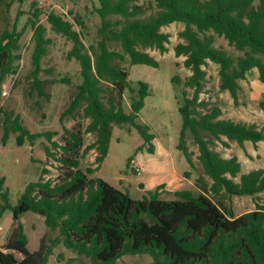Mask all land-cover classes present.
I'll use <instances>...</instances> for the list:
<instances>
[{
  "label": "trees",
  "instance_id": "obj_1",
  "mask_svg": "<svg viewBox=\"0 0 264 264\" xmlns=\"http://www.w3.org/2000/svg\"><path fill=\"white\" fill-rule=\"evenodd\" d=\"M97 1L102 26L99 39L89 48L72 22L55 12L47 14L52 30L73 43L68 57L81 66L82 81L60 120L83 108L84 117L90 119L85 131L65 129L68 138L60 146L52 140L53 132L31 133L22 125L19 115L5 112L2 141L6 143L11 132L19 133L20 146L26 140L34 143L47 138L54 148L62 150L58 159L63 174L56 183L40 178L26 186L18 205L13 207L14 229L0 250V264H49L53 249L60 244L90 258L92 264H116L125 255L138 254L151 256L154 264H264V203L257 200L255 210L239 216L222 203L227 196L259 199L258 195L264 192V168L243 173L237 155L224 157L212 148L216 141L227 147L230 142H237L243 149L246 142L257 147L264 141V128H259L256 122L222 118L223 111L218 106L204 113L199 110L208 106L200 95L206 78L204 67L209 60L220 66L221 91H229L235 101L239 81L245 80L254 69H258L259 79L264 83V61L256 56L264 55V0H154L159 12L147 19L138 18L144 13L143 6L137 4L139 0ZM4 2L0 0V23ZM32 6L33 84L42 92L39 73L49 40L47 28L40 23L44 12L36 0ZM75 20L83 25L79 16ZM176 22L185 25L180 32L185 43L178 44L175 53L185 57L184 65L192 72L186 86L194 90L191 97L184 92V103L179 109L183 123L178 149L195 168L187 145L190 132L198 146L197 158L212 184L208 185L204 176H200L197 183L203 192L199 195L192 190H178L174 193L176 199H161L159 191L163 185H160L149 191V196L134 199L129 192L89 175L98 171L108 156L115 124L135 127L145 143L151 144L149 153L154 154L152 142L156 135L150 132L149 125L136 121L151 95L150 85L138 82L137 97L127 113L122 97L129 86V73L117 61H124L128 55L133 65L159 67V62L143 49L167 52L170 35L162 32V28ZM211 31L227 39L237 50H246V56L235 61L226 51L216 48ZM21 37L22 33L16 30H6L0 36V102L4 80L16 72L15 61L20 56L15 52L20 49ZM111 42H119L123 53L112 50ZM176 80L179 79L173 78ZM107 93L110 96L106 102ZM85 133L97 135L86 147ZM92 149L98 151V165L82 170L81 158ZM142 150L144 146L138 147L137 152ZM46 153L55 156L49 147ZM132 161L133 158L129 163ZM186 176H190L189 172ZM4 184L1 179L0 218L11 208ZM209 194L217 196L218 203ZM30 211L43 216L50 230L59 232L50 244L42 240L37 248L33 238L26 234L21 218ZM16 252L22 255L21 260Z\"/></svg>",
  "mask_w": 264,
  "mask_h": 264
},
{
  "label": "rangeland",
  "instance_id": "obj_2",
  "mask_svg": "<svg viewBox=\"0 0 264 264\" xmlns=\"http://www.w3.org/2000/svg\"><path fill=\"white\" fill-rule=\"evenodd\" d=\"M35 0H5L2 4V20L0 23V36L8 30H16L22 33L20 49L15 52L20 56L15 61L16 72L6 77L3 87L10 89L9 97L0 105V180L4 179V190H8L11 208L7 209L0 218V250L12 236L14 229L13 207L17 206L26 186L31 182L51 180L56 183L63 174L62 165L58 158L62 155L60 148H54L51 141L43 137L31 143L26 140L20 146L17 144L19 133L11 132L6 143L2 141L4 134L5 112L14 116L19 115L22 125L31 133L53 132V141L60 146L65 145L68 134L65 129L85 131L90 119L84 117L83 108L74 115L66 116L60 120L62 113L70 106L82 81L81 66L75 60L68 57L73 43L60 33L52 30L48 23L47 14L55 12L64 19L73 23L74 28L82 33L83 41L89 48L99 39V30L102 19L97 12L99 3L97 0H36L44 14L40 19L46 28V38L49 40L47 54L41 62L39 79L42 83V92L33 84V52L35 49L34 29L31 24L33 6ZM139 6H143L144 13L138 18L147 19L159 12L154 0H139ZM79 16L83 25L75 20ZM113 20L121 19L112 17ZM123 21V19H122ZM120 25L118 28H121ZM185 25L173 23L162 28V32L170 35L167 44L168 51L160 52L158 49H143L154 57L160 64L159 67L137 64L133 65L126 55L124 61L117 63L129 73V86L124 91L122 106L127 113L131 111V103L137 97L138 82L144 81L150 85L151 95L146 98V104L141 111L137 123L149 125L150 132L156 135L152 144L154 154L149 153L151 144L145 143L139 132L130 124H115L110 142L108 156L101 164L98 171L89 175L90 178H102L124 192H129L134 199H142L149 196V191H154L158 186L160 198L166 200L176 199L178 190H192L196 195L203 191L198 186L197 180L204 176L208 185L212 180L204 174L198 160L199 150L190 132L187 133V145L196 164L192 168L183 153L178 149L180 132L182 129V117L179 112L184 103V92L191 97L194 90L186 86V80L192 72L184 65L185 57H178L175 48L185 41L180 37ZM215 36V47L226 51L235 61L246 56V50L240 51L229 44L224 37L209 32ZM112 50L123 53L119 42H111ZM264 61V55H256ZM206 78L200 100L208 103L201 112H207L214 106L223 111L222 118L235 122H256L259 128H264V83L259 79L258 69H254L245 80H240V91L235 101L229 91L220 89V66L208 61L204 67ZM173 78L179 80L173 81ZM114 95L118 98L117 94ZM107 93L104 100L107 102ZM97 138L96 133L84 134V146L92 144ZM144 146V150L137 152L138 147ZM46 147L51 149L55 156H48ZM212 148L223 156H239L243 164L242 172L264 168V141L255 147L247 142L243 149L237 142H230L227 147L216 141ZM98 151L90 150L81 158L82 170L88 167L96 168ZM133 161L129 163L130 159ZM44 170H47L44 173ZM189 172L190 176H186ZM215 202L219 198L209 194ZM257 197L252 196H227L222 203L227 208H232L237 216L256 209V201L264 203V192ZM1 202V200H0ZM21 222L25 232L31 236L37 246L42 240L50 244V240L58 236V231L50 230L43 216L27 212ZM19 260L23 257L16 252ZM49 264H92L90 258L79 255L67 249L63 244L53 249ZM116 264H154L151 256L147 254L125 255Z\"/></svg>",
  "mask_w": 264,
  "mask_h": 264
},
{
  "label": "built area",
  "instance_id": "obj_3",
  "mask_svg": "<svg viewBox=\"0 0 264 264\" xmlns=\"http://www.w3.org/2000/svg\"><path fill=\"white\" fill-rule=\"evenodd\" d=\"M10 95V89L7 87H3L2 89V94H1V102L0 105L4 102V100H6Z\"/></svg>",
  "mask_w": 264,
  "mask_h": 264
},
{
  "label": "crops",
  "instance_id": "obj_4",
  "mask_svg": "<svg viewBox=\"0 0 264 264\" xmlns=\"http://www.w3.org/2000/svg\"><path fill=\"white\" fill-rule=\"evenodd\" d=\"M251 123H253V122H251ZM224 140H227L226 138H224ZM262 142V141H261ZM247 143V142H246ZM246 143H245V145H246ZM260 143V142H259ZM258 143V144H259ZM234 156V155H233ZM224 157H226V156H224ZM229 157H232V156H229ZM238 158H239V156H238ZM239 160L241 161V159L239 158Z\"/></svg>",
  "mask_w": 264,
  "mask_h": 264
}]
</instances>
